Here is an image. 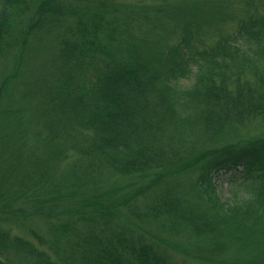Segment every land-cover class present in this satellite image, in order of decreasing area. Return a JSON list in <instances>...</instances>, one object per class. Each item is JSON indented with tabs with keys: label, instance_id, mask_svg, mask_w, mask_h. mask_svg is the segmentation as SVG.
Masks as SVG:
<instances>
[{
	"label": "trees",
	"instance_id": "trees-1",
	"mask_svg": "<svg viewBox=\"0 0 264 264\" xmlns=\"http://www.w3.org/2000/svg\"><path fill=\"white\" fill-rule=\"evenodd\" d=\"M82 1L92 0H0V59L55 30L59 51L39 109L49 158L65 161L74 151L93 169L149 179L122 203L131 214L97 197L64 207L70 194L45 171L23 182L31 207L2 200L0 184V264H180L171 245L162 247L165 237L144 226L153 220L204 239L218 264L231 245L240 253L232 264H264V134L227 140L264 117V0H240L237 29L210 45L200 44L204 25L188 16L169 42L155 34L166 9L155 22L145 14L146 32L136 34L110 16L115 2ZM184 172L195 174L198 198L180 179ZM223 172L231 173L228 197ZM151 190L155 199L135 203ZM59 213L68 214L57 220ZM36 215L50 220L53 239L3 224Z\"/></svg>",
	"mask_w": 264,
	"mask_h": 264
},
{
	"label": "rangeland",
	"instance_id": "rangeland-1",
	"mask_svg": "<svg viewBox=\"0 0 264 264\" xmlns=\"http://www.w3.org/2000/svg\"><path fill=\"white\" fill-rule=\"evenodd\" d=\"M101 1L108 4L115 2L117 10L111 12L110 16L119 19L122 28L128 26L136 34L146 32L149 22L147 23L145 14L151 16V20L155 22L160 9H166L168 13L162 20V26L155 30V34L169 42L179 39L184 17L188 16L204 25V30L198 34V39L201 45H210L220 35L234 32L245 15L240 0L232 1L227 6L224 5L225 0H169L168 2L92 0L82 1L79 4L92 7L97 6ZM170 11H176L180 17L171 16ZM70 22L71 19L68 23ZM58 51L56 31L53 30L51 33L41 32L32 35L24 48L14 50L0 59V184L5 194L2 200L13 203L15 209L24 204L31 207V200L26 195V186L42 176L40 171H45L49 182L61 185V189L70 194L64 207L75 206L80 201L97 197L102 201L109 200L117 206L121 205L120 209L123 213L131 214L126 211L122 203L127 198H133L141 187H145L149 178L126 177L109 169H93L87 163H81L74 151L65 161H60L55 156L49 158L52 156L49 155L52 146L46 137L47 126L39 115V109L44 100L42 94L50 81L54 68L53 60ZM183 83L190 84L191 80H184ZM263 134L264 117H258L241 126L239 134L227 136V140L233 137L236 139L238 136L248 138ZM26 172L33 173L31 179L25 174ZM230 174L223 172L219 176L221 191L225 197L231 194L228 181ZM195 178L192 172H184L180 176V179L187 184L185 186L188 187L190 195L198 198L197 193L192 190ZM155 195L156 190L146 191L138 196L135 203L145 206L152 200L151 198L155 199ZM66 214L68 213H59L55 218L58 220L61 215L62 218H66ZM161 223L153 220L144 226L165 237L168 243L162 247L171 245L166 250L174 260L180 264H218L216 257L205 250L208 245L204 239L186 230L179 232L166 230L160 225ZM3 224L13 232L27 237H31V227L50 239L54 237L51 222L45 216L36 215L26 222L22 217L11 216L10 219L3 221ZM239 254L231 245V250L222 258L225 264H232L238 260Z\"/></svg>",
	"mask_w": 264,
	"mask_h": 264
}]
</instances>
